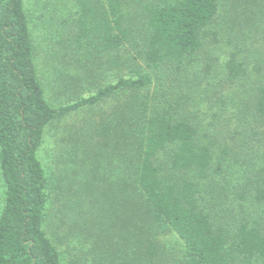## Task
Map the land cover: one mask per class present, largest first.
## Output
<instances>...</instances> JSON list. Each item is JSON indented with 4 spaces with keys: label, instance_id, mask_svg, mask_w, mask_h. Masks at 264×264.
<instances>
[{
    "label": "trees",
    "instance_id": "obj_1",
    "mask_svg": "<svg viewBox=\"0 0 264 264\" xmlns=\"http://www.w3.org/2000/svg\"><path fill=\"white\" fill-rule=\"evenodd\" d=\"M38 26L64 102L25 0H0V264H73L44 220L74 183L38 151L48 124L107 100L80 131L97 180L70 217L91 263L264 264V0H56Z\"/></svg>",
    "mask_w": 264,
    "mask_h": 264
},
{
    "label": "rangeland",
    "instance_id": "obj_2",
    "mask_svg": "<svg viewBox=\"0 0 264 264\" xmlns=\"http://www.w3.org/2000/svg\"><path fill=\"white\" fill-rule=\"evenodd\" d=\"M46 1H48V7L43 10L42 5ZM55 3L56 0H25L35 43L36 62L41 74L43 73V79L48 77L50 80L46 81L45 79L46 85L53 83V86L56 85L57 81H54V76L50 77L47 74L48 72L54 73V70L48 68L52 63L45 58L44 51L46 50L47 41L42 34V27L38 26V22L40 21V14L42 12L48 14V10ZM52 87L48 85L46 94L49 101L53 104L64 102L65 99L69 100L68 97L73 95L72 93L70 96L65 93H58ZM58 89L60 90L62 87L60 86ZM83 94L84 96L88 95L87 92ZM112 102L113 100H107L94 107L83 106L71 111L62 119L51 122L46 127L44 140L38 151L39 158L44 166L52 171L55 176L60 175L65 178L63 182L65 186L67 180L74 183L73 189L66 191L64 196L59 192H53L50 195V202L44 220V228L60 249L62 259L68 262L71 261L73 264H92L88 253H86L89 245L82 240L85 234L77 230L73 231L70 228L72 224L70 217L74 214L73 210L80 207L83 200L87 199L85 194L90 191L91 187L93 188L96 183L95 180H97V174L94 176L88 170L79 167L78 160L83 157V154L80 145L82 142L78 139L81 137V129L88 128L90 122L98 120L101 115L106 113ZM92 141L93 139L88 136L87 142L91 144L89 148L91 153L90 155L86 154V161L91 160L94 146ZM69 182L67 183L68 185ZM3 194L4 187L0 177V207L2 206ZM76 219L78 220L77 217ZM161 240L169 247L180 248V241L174 233L162 235Z\"/></svg>",
    "mask_w": 264,
    "mask_h": 264
}]
</instances>
